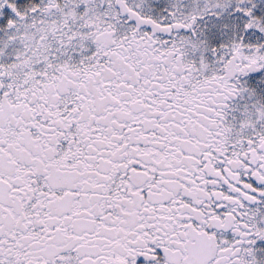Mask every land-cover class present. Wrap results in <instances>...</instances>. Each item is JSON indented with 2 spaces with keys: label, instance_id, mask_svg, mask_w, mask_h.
<instances>
[{
  "label": "snow or ice",
  "instance_id": "snow-or-ice-1",
  "mask_svg": "<svg viewBox=\"0 0 264 264\" xmlns=\"http://www.w3.org/2000/svg\"><path fill=\"white\" fill-rule=\"evenodd\" d=\"M0 264H264V0H0Z\"/></svg>",
  "mask_w": 264,
  "mask_h": 264
}]
</instances>
